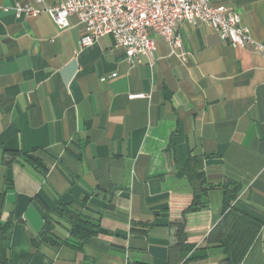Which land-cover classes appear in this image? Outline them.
Listing matches in <instances>:
<instances>
[{"label":"crops","instance_id":"0c3cea01","mask_svg":"<svg viewBox=\"0 0 264 264\" xmlns=\"http://www.w3.org/2000/svg\"><path fill=\"white\" fill-rule=\"evenodd\" d=\"M211 2L264 40V0ZM31 3L0 0V222L13 220L12 264H182L183 228L189 264H264V55L182 22L177 53L154 34L153 63L128 62L111 37L79 50L76 16L59 30L47 14L17 15ZM190 156L207 190L184 215L200 186L184 171Z\"/></svg>","mask_w":264,"mask_h":264},{"label":"built area","instance_id":"2783aa9c","mask_svg":"<svg viewBox=\"0 0 264 264\" xmlns=\"http://www.w3.org/2000/svg\"><path fill=\"white\" fill-rule=\"evenodd\" d=\"M44 0H33L28 5L16 4L14 10L21 15H49L59 30L70 26L76 16L83 27L79 50L85 49L104 37L114 40V48L122 51L128 62L138 58L155 60L156 40H165L177 53L182 47L178 25L204 23L214 29L222 40L233 47L252 46L264 55V40L256 41L251 30L243 25L242 17L226 5H213L211 0H64L46 8L38 7ZM5 11L9 8L4 7ZM186 60V55H181ZM113 74L112 77H116ZM131 95L129 98L143 97Z\"/></svg>","mask_w":264,"mask_h":264},{"label":"trees","instance_id":"16d2710c","mask_svg":"<svg viewBox=\"0 0 264 264\" xmlns=\"http://www.w3.org/2000/svg\"><path fill=\"white\" fill-rule=\"evenodd\" d=\"M196 160L190 156L187 165L185 167V170L188 174V176L190 177V181L192 182V184H195L196 182H200V186H194L195 187V192L193 195V201L192 204L184 211V215L193 212V211H197L199 210V208L202 205V196L203 194L206 193V188H205V177L202 173L198 172L196 169ZM240 190V186L237 185V187L235 188V193L237 194ZM58 209L59 210H67V207H62V204L59 203L58 204ZM228 206H230V202L226 201L225 202V207L227 208ZM0 218H1V210H0ZM79 220H82V222L87 223V224H93L90 221H87L81 217H79ZM93 226H95L93 224ZM13 227V220L10 219L8 222L6 223H1L0 222V264H12V261L10 260V258L8 257V253L7 251L4 249V241L7 239V237L9 236L11 230ZM98 227V225H97ZM50 229V225L46 226V231H44L43 234H46ZM73 233H75L76 235H79L82 239H87L89 236H91V233L87 232V231H83L80 228L74 227L73 229ZM44 239H47L44 237ZM42 240V239H41ZM40 239H36L33 238L32 239V246L34 248H37L41 242ZM180 241L181 244L184 248V260L182 262V264H189V259H188V254L193 250V245L187 243V236L185 233V228L182 229L181 235H180ZM58 245V244H57ZM75 247H80L78 245H73ZM31 258V254L27 255L23 262L21 264H29V260Z\"/></svg>","mask_w":264,"mask_h":264}]
</instances>
